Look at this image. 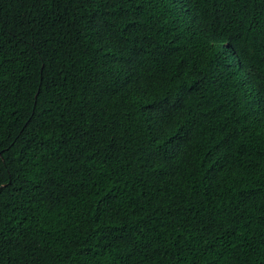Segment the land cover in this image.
I'll list each match as a JSON object with an SVG mask.
<instances>
[{
  "label": "trees",
  "instance_id": "obj_1",
  "mask_svg": "<svg viewBox=\"0 0 264 264\" xmlns=\"http://www.w3.org/2000/svg\"><path fill=\"white\" fill-rule=\"evenodd\" d=\"M0 264H264V0H0Z\"/></svg>",
  "mask_w": 264,
  "mask_h": 264
}]
</instances>
